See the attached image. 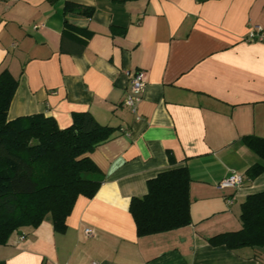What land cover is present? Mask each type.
Segmentation results:
<instances>
[{"label": "crops", "instance_id": "1", "mask_svg": "<svg viewBox=\"0 0 264 264\" xmlns=\"http://www.w3.org/2000/svg\"><path fill=\"white\" fill-rule=\"evenodd\" d=\"M66 1L93 8L69 13ZM37 26V27H35ZM264 0H0V71L17 81L7 119L42 114L59 128L89 112L117 128L89 157L102 181L92 198L79 196L57 232L49 217L0 245L5 264H264V246L229 250L213 236L241 229V204L264 191L262 160L244 142L264 138ZM72 38L86 41L77 54ZM142 70L136 113L123 105L127 72ZM169 156L173 161L169 162ZM186 167L191 223L137 236L132 197L159 172ZM232 173L239 187H220ZM90 230L87 234L85 230ZM21 237H23L21 239Z\"/></svg>", "mask_w": 264, "mask_h": 264}, {"label": "trees", "instance_id": "2", "mask_svg": "<svg viewBox=\"0 0 264 264\" xmlns=\"http://www.w3.org/2000/svg\"><path fill=\"white\" fill-rule=\"evenodd\" d=\"M69 13L90 17L93 8L66 1L60 50L69 33H90L68 23ZM75 42L81 53L86 41ZM17 81L6 70L0 71V245L12 233L37 228L50 216L53 228L63 232L66 218L79 196L92 198L101 184V172L89 154L108 141L117 130L101 125L89 112H75L71 124L59 128L52 117L42 114L7 119V111ZM245 144L264 160V138L245 136ZM169 162L172 157L169 156ZM264 171L255 164L247 170L249 178ZM186 167L159 172L147 180V192L132 197L129 212L137 236H147L187 226L191 223L189 186ZM241 229L213 236L212 245L229 250L264 246V191L249 194L241 204ZM0 264H5L0 260Z\"/></svg>", "mask_w": 264, "mask_h": 264}, {"label": "built area", "instance_id": "3", "mask_svg": "<svg viewBox=\"0 0 264 264\" xmlns=\"http://www.w3.org/2000/svg\"><path fill=\"white\" fill-rule=\"evenodd\" d=\"M37 27V26H35ZM249 41H264V29L257 26L249 30L247 35ZM129 77V92L127 93L123 105L129 108L133 113L137 111V105L141 101V93L145 86V73L142 70L127 72ZM244 177L242 175L232 173L228 178L220 183V187H239L243 184ZM85 232L90 234V230L86 229ZM23 237H21L22 239ZM90 264H97L91 262Z\"/></svg>", "mask_w": 264, "mask_h": 264}]
</instances>
